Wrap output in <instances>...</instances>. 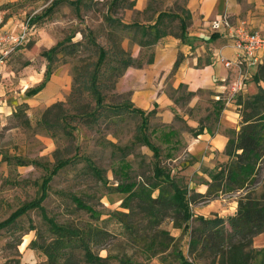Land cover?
<instances>
[{
  "label": "rangeland",
  "instance_id": "374dc122",
  "mask_svg": "<svg viewBox=\"0 0 264 264\" xmlns=\"http://www.w3.org/2000/svg\"><path fill=\"white\" fill-rule=\"evenodd\" d=\"M110 2L14 0L0 6L6 9L3 19V15L15 14L20 23L30 16L35 28L33 36L3 62L4 69L11 71L12 83L22 79V88L34 86L36 92L29 97L36 99L51 72L66 65L71 75L70 90L64 99L40 101L39 106L21 102L11 111L0 112V220L22 202L38 197L43 179L49 176L47 194L41 201L43 208H31L0 229V264H49L38 247L54 236L47 217L61 224L83 227L92 222L104 228L106 234L93 249L102 256L111 253L113 262L117 255H125L149 264H160L161 258L165 263L178 264L172 253V246L176 245L186 256L195 258L196 264H212L211 256L188 254L187 232L175 226L172 210L168 209L154 223L137 197L128 201L130 207L123 206L126 193L114 190L120 182L135 181L137 186L154 180L155 157L142 139L147 135L160 146L159 164L171 171L189 198L197 197L189 203L195 214L225 218L232 214V193L222 192L213 198L197 196L198 191L182 172L185 165L180 157L173 160L166 154L148 115L133 111L128 94L117 90L120 64L115 48L123 31L109 19L120 14V8L113 9ZM160 4L161 0H157L156 5ZM2 27L5 28L3 24ZM56 44L51 57L42 55V50ZM100 46L107 49V57L97 64ZM47 67L51 71L48 75ZM255 67L256 64L251 65ZM93 72L97 73L100 103L86 86ZM251 86V92L257 90L254 79ZM55 102L59 103L47 112L49 125H44L43 112ZM178 153L186 156L182 149ZM178 153L174 151V156ZM15 156L24 163H17ZM56 157L66 162L50 176ZM74 197L100 211L98 218L77 207ZM114 209L129 211L123 217L132 230L112 217L103 219ZM196 223V219L192 220V224ZM161 231H167L171 239ZM154 237L152 245L150 240ZM161 239L168 242L165 249L159 243ZM68 257L72 264H83L81 248H73Z\"/></svg>",
  "mask_w": 264,
  "mask_h": 264
},
{
  "label": "crops",
  "instance_id": "0c3cea01",
  "mask_svg": "<svg viewBox=\"0 0 264 264\" xmlns=\"http://www.w3.org/2000/svg\"><path fill=\"white\" fill-rule=\"evenodd\" d=\"M11 1L0 0V6ZM156 2L133 0L131 6L120 7L119 17L125 23L147 26L165 11L172 16V26L154 42L143 44L131 37L129 28L124 30L120 44L133 62L116 79V88L128 94L132 105L154 110L148 115L152 129L160 134L169 157H180L185 165L182 172L195 190L204 193L211 171L228 158L224 153L226 142L236 137L241 120L236 98L253 93L250 88L256 70L252 64L240 61L234 40L222 31L211 30L208 21L227 12L233 23L244 20L249 29H263L264 0H161L159 6ZM5 11L0 8L1 18ZM3 16L6 29L18 30L20 23L15 14ZM181 19L185 20L183 30ZM220 56L231 64L225 65ZM4 66L0 64L2 113L21 102L39 106L40 101L62 100L70 90L71 75L66 65L49 74L36 99L26 92L34 86L22 88V79L12 83L11 71ZM240 80L241 87L237 88ZM259 83L264 86L263 81ZM165 132L170 135L164 136ZM181 149L186 156L178 153ZM174 151L178 153L175 156ZM230 193L233 214L239 192ZM252 243L264 247V230L253 236Z\"/></svg>",
  "mask_w": 264,
  "mask_h": 264
},
{
  "label": "trees",
  "instance_id": "16d2710c",
  "mask_svg": "<svg viewBox=\"0 0 264 264\" xmlns=\"http://www.w3.org/2000/svg\"><path fill=\"white\" fill-rule=\"evenodd\" d=\"M132 4L133 0H111L110 7L115 9ZM111 17L109 19L112 23L120 25L123 32L129 28L131 37L142 44L154 42L161 32L172 26V16L165 11H160L158 20L147 26L137 22L125 23L119 16ZM32 20L31 18L32 29L27 41L35 32ZM184 24L185 20L181 19L182 30ZM56 49L57 44L42 50L41 53L49 58ZM115 52L119 55L118 62L120 64L117 79L124 68L133 62V59L120 42L116 46ZM106 57L107 49L100 46L97 64L104 61ZM50 72L47 67L46 74L48 75ZM96 74V72L92 73V79L86 86L95 94L97 103H100L101 96L96 82ZM253 79L258 83L257 90L245 96L238 95L236 98L237 103H239L241 120L236 137L228 139L226 142L224 153L228 156L227 160L211 171L206 191L204 193L196 192L197 196L205 198H213L222 192H239L236 198V210L233 214H229L226 218L218 215L195 214L189 203L195 201L197 197L189 198L186 188L174 179L171 171L159 164L160 146L152 142L147 135H144L142 139L153 151L155 157L154 180L146 184L140 182L137 186L135 181L120 182L114 189L126 193L121 201L123 206L130 207L128 201L137 197L146 215L154 223L159 222L168 209L172 210L175 214V226L181 227L184 232H187L188 254L211 256L212 264H264V247H256L252 243L253 236L264 230V86L259 83L260 81L264 82V61L256 65ZM35 91V88H30L26 92L34 93ZM70 94H73V90ZM57 103L59 102L53 103L43 112L42 121L44 125H49L47 112ZM130 107L143 116L154 111L153 109L144 110L136 107L131 102ZM163 135L169 136L170 132H165ZM166 154L170 156V152H166ZM15 160L19 164L24 163L20 157L15 156ZM65 162L66 159L56 157V161L50 170V176L56 173ZM48 180L49 176L43 179L42 190L38 197L22 202L8 216L0 220V229L13 223L17 217L31 208H43L41 201L47 194ZM154 190L157 191L156 194H153ZM74 199L77 207L86 209L98 218L100 211L95 210L90 204L78 197H74ZM128 212L114 209L109 211L106 218L103 219L112 217L116 221L126 224L125 226L132 230V226L123 217ZM195 219L197 223L192 224V220ZM47 220L54 236L49 242H43L38 247L46 254L49 264H72L68 256L73 248L82 249L83 264H149L145 260H132L125 255H117L116 262H113L110 260L113 256L111 253L108 252L102 256L94 251L93 245L99 244L106 234V230L98 224L90 222L86 226L79 227L58 223L50 217H47ZM161 234L169 238L172 237L167 231H161ZM154 243L155 237L150 240V244L153 245ZM159 243L163 249L168 247V242L163 239L159 240ZM172 253L177 256L178 264H196L195 258L186 256L176 245L172 246ZM160 264L170 263H165L161 258Z\"/></svg>",
  "mask_w": 264,
  "mask_h": 264
},
{
  "label": "built area",
  "instance_id": "2783aa9c",
  "mask_svg": "<svg viewBox=\"0 0 264 264\" xmlns=\"http://www.w3.org/2000/svg\"><path fill=\"white\" fill-rule=\"evenodd\" d=\"M30 19V16L25 17L20 22L18 30L10 31L2 27V18L0 17V64H3L6 56L18 45L27 41L32 29ZM208 26L211 30L224 32L234 40L240 61L248 65H257L264 61V28L249 29L244 20L233 23L227 12L211 18L208 21ZM219 59L227 66L231 64V61L223 56H220ZM241 84L242 80L236 87L240 88ZM236 87H233V90H236Z\"/></svg>",
  "mask_w": 264,
  "mask_h": 264
}]
</instances>
